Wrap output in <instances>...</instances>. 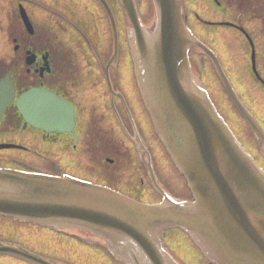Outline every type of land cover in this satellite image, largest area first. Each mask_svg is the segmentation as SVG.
<instances>
[{
    "label": "water",
    "instance_id": "water-1",
    "mask_svg": "<svg viewBox=\"0 0 264 264\" xmlns=\"http://www.w3.org/2000/svg\"><path fill=\"white\" fill-rule=\"evenodd\" d=\"M119 1L131 26L128 40L142 100L194 202L162 192L152 171V182L164 195L161 204L144 205L69 176L0 169V215L89 232L107 241L103 250L118 264H177L164 243L165 232L177 228L188 233L212 264H264V171L219 116L206 88L193 78L191 49L210 56L228 95L264 144L263 131L240 102L217 56L185 27L183 0H153L157 20L152 31L143 27L135 0ZM105 2L117 56L116 23ZM14 100L9 77L0 84V121ZM16 103L31 127L73 134L74 107L55 93L33 89ZM0 254L52 264L13 245L0 243Z\"/></svg>",
    "mask_w": 264,
    "mask_h": 264
},
{
    "label": "rangeland",
    "instance_id": "rangeland-1",
    "mask_svg": "<svg viewBox=\"0 0 264 264\" xmlns=\"http://www.w3.org/2000/svg\"><path fill=\"white\" fill-rule=\"evenodd\" d=\"M137 3L140 17L143 19L144 24L152 25L156 21L155 9L153 8L152 0H137ZM185 5L189 13L193 12L198 14L204 21L216 20L215 15H213L210 11H207L208 6H205L200 2V0H185ZM223 5H225L224 1ZM211 9H213L212 6ZM118 10L121 13L119 8ZM84 11L85 10L81 9V12L84 13ZM202 12L206 13L202 14ZM229 13H232V16H230L228 19L241 24L244 32L248 34V36H250L253 40V44H255L256 47V52L260 57V66L263 68L264 34L262 32L264 29V22L259 20L245 23L244 20L241 21V19H243L242 17L241 19H238L239 14H236L234 10H229ZM103 20L104 18L102 19V14H98L97 19L95 20L98 21L100 25V31H102L104 35L102 37L103 40H100L99 42L97 40L96 43L92 41V44H95V52H97L99 57L97 62L101 66H98V64L93 62L95 61L94 55L96 57V54L90 52L91 50L87 47L86 49L89 53V56L84 58L82 55H80L77 60L81 75H79L78 78V83L80 85L74 90V95L79 94L77 100L80 114L79 123L84 124V122L90 119V117H102L103 129L114 135V137L118 139L120 143H122L123 140L121 141V136L119 135L118 131L114 132L113 130V128L116 126V123H114L113 119L108 116L110 113L105 107L104 96L106 93L104 91L106 89L102 85H99L104 82L106 73L105 66L108 63V60L114 54V42L112 41L110 23H105L107 21ZM118 20L119 26H121V17H118ZM188 27L191 28L196 37H199L205 44H207V46H211L214 49L217 56H219V59H221L222 66L224 67L227 76H229L233 86L236 88L238 95L244 101L246 106H248L251 110L252 102L254 103L255 99L258 98L261 107L264 108V95L260 90H255L251 80L250 48L248 49V47H244L242 42L243 39H241L242 37L238 38L233 35L232 31L229 29L227 30L221 27H201L192 18L188 22ZM205 33H216V38L211 39V44L209 40H207ZM6 35L7 34L5 32H0V57H5L8 53L11 54V49L9 47L8 38ZM60 38L65 40L66 43L69 41L70 45L73 44L71 37L65 35V32L60 33ZM72 48L75 52H78L77 46H72ZM120 51L121 55L119 63L113 70L110 71L114 80V89L116 92H119L120 90L125 99L132 106V110L136 115L138 131L141 133L140 135L143 140L146 141L149 151L151 152V162L154 165V171L157 174L158 182H160V185L163 186V189L168 191L174 198L176 197L182 200H188L191 196V193L187 188L186 181L182 179L178 170H176L175 166L172 164V161H170L167 153L163 150L160 142L154 134L153 129L148 124L149 121H147V116L141 109V105L138 106L136 91L134 90L135 84L132 81L133 71L131 70V61L127 60L128 51L125 47L121 48ZM191 57V60L193 61L192 68L194 73L197 77H202L203 84L207 88L209 96L212 98L214 105L217 107L221 117H224L233 134L238 138L241 145L247 149L249 154L256 160H258V158L261 159V151L259 146H257L255 136H253L249 127L246 126V124L242 121L240 118L241 116L238 115L236 107L233 106L231 100L226 95L223 86L220 85L214 68L208 67L206 64L204 65L205 62L203 57L200 56V54L196 51L191 52ZM94 68H96L95 72L98 74H95L93 71ZM260 114L264 117V111ZM31 151L32 152L29 153V157L26 156V153L23 154V158L27 160L30 168L46 171L51 176L68 175L96 184H101L99 183V180H105V174L95 171L94 168L90 169V172L92 174L95 173L99 180L95 179L94 176L91 175L88 169L90 166L88 157L83 153V151H80V147L76 151L70 152L69 155H65V158L63 159L64 161H60V159L48 156L39 150L33 149ZM64 154L65 152H62L61 156ZM127 165L128 164H124L122 166L121 171L123 172H121L119 177L115 179L114 184H116V187L130 193V195L127 193L123 194L129 195L134 200L136 199L143 204H155L157 199L153 187L143 177L142 173L141 175L144 178L145 183H139V172H137V169H133L132 171V168H128ZM106 168L108 169L110 167L106 166ZM126 168L128 169L123 170ZM38 228L39 227H34L32 225H19L7 218L0 217V241L20 245L24 247V249H43L42 245H39V241L36 239H40L42 242V237L47 235L44 236L42 233H39L40 229ZM187 238L188 237H186V234L179 229L168 230L165 235V242L167 243L169 253H171L178 262H181V264H207V262L204 261L201 252L198 251L195 245L188 241ZM46 242L51 245V249L48 250L53 252V254H57L58 252H60L62 255L66 254V252L58 248V244H55L56 242L58 243V241L54 239H47ZM38 251L44 252L42 254H47L45 251ZM62 257L63 258L59 257V259H62V264L81 263L77 259L70 258L68 256ZM5 258L7 257L0 256V264H19L18 262L11 260L9 261ZM90 264L100 263H98L94 257H91Z\"/></svg>",
    "mask_w": 264,
    "mask_h": 264
},
{
    "label": "flooded vegetation",
    "instance_id": "flooded-vegetation-1",
    "mask_svg": "<svg viewBox=\"0 0 264 264\" xmlns=\"http://www.w3.org/2000/svg\"><path fill=\"white\" fill-rule=\"evenodd\" d=\"M200 1L205 6L208 4L210 5V3H214L218 6L217 10H209L215 15L216 21H204L206 26H212L210 25L211 23H232V25L228 26H219L229 29L236 37L242 36L243 45L245 48H250V54L253 49L256 52L253 40L250 36L245 34L241 24L233 21H226L228 17L232 15L229 13L227 6L223 5V2H220L219 0ZM110 5L115 12L117 5ZM81 9L85 10L84 13L81 12ZM23 12L27 15L31 23L30 25H32L34 29V34L32 35L29 34L24 25L22 16ZM98 13H101L106 17L102 5L98 0H0V31L6 32L8 44L11 49V54L8 53L5 57H0V83L6 78V76H11L14 81L17 97L33 88H45L56 93L66 99L68 103L70 102L74 105L76 109L77 123L74 134L76 137L61 133H45L33 129L32 127H28L23 117H21L22 115L18 112L15 103H13L6 110L0 123V145L12 144L19 147L23 146V148H27L28 151L17 149L0 150L1 168L28 171V163L27 160L23 158V154L26 153V156L29 157V153L32 152L31 150H37L40 144L48 146L49 148L51 146L69 151L77 150L81 144V140H85V125L79 123L80 114L79 105L77 104L79 94L74 95L76 86L73 84V76L75 77L76 70H72L70 43L68 42V47L67 45H63V41L52 39L49 32H55L58 30V32L63 31L67 33L68 27H71L80 35L79 39L74 36H72V39L74 38L75 45L79 48V53L85 57V55H88V52L85 50L86 44L87 47L90 48L89 42L93 41L96 43L97 40L98 42L103 40L102 37L104 35L102 31H100V25L98 21H95ZM45 15H47V18ZM185 17L186 19H189L188 13H185ZM193 19H199L201 21L198 14H194ZM50 23L52 25H50ZM120 34L123 36L122 31ZM205 34L207 40L213 39V36L210 34ZM83 44L85 46H83ZM122 46L125 47L124 43ZM80 49H82V52ZM256 54L257 74L252 70L251 80L255 90H260L264 95V67L261 68L259 54L257 52ZM203 57L209 62L207 57ZM29 59H32L31 63H29ZM105 78L104 82L109 95L105 98V103L111 113L109 117H112L117 125L113 130L118 131L120 135L122 134L125 141L129 142L132 148L136 150V147L132 142L133 139H137L136 137L139 134L136 115L128 101L126 99V101L122 100L121 95L123 94L121 92H116L115 90V93L113 92V94L110 92V85L106 82ZM112 86L114 88V84ZM136 99L138 101L137 94ZM140 105L141 103L138 101V106ZM251 108L253 116H255L258 123L264 129V117L260 114L264 111V108L261 107L258 98L255 99L254 103L252 102ZM130 114L134 123L132 122V119L130 120ZM119 118L123 125L120 124L118 120ZM91 121V119H88L86 124H90ZM27 142L31 144L30 147L24 144ZM259 146L261 148L260 164L264 166V147L261 145ZM109 179V177H106V181ZM160 200L161 198H159L157 202ZM42 232L43 235H47L44 237L45 241H38L45 250L41 248H36V250L29 249L38 255L48 259L57 260L58 262L62 261V259H59V257L63 258L60 254H53V252L48 250L51 249V245L46 242V239L51 237L58 241V243L56 242L55 244H58V248L66 252V254L73 252L69 254V256H66L77 259L81 262L80 264H90L91 257H94V259L100 264H114L101 249L97 246H90L91 243H94L95 239L84 231L77 229H43ZM38 250L45 251L47 254H42L44 252ZM5 259L8 260L11 258ZM11 261L18 262L19 264H29L26 263V261L23 262L17 259Z\"/></svg>",
    "mask_w": 264,
    "mask_h": 264
},
{
    "label": "trees",
    "instance_id": "trees-1",
    "mask_svg": "<svg viewBox=\"0 0 264 264\" xmlns=\"http://www.w3.org/2000/svg\"><path fill=\"white\" fill-rule=\"evenodd\" d=\"M263 1V3H262ZM229 0L231 7L236 10L237 13L245 14L252 19L264 18V8L259 7L258 3L264 4V0ZM90 145L89 154L91 159L95 162H100L103 158L109 157L108 150L112 149L113 143L107 140L103 135L95 137L93 140H88Z\"/></svg>",
    "mask_w": 264,
    "mask_h": 264
}]
</instances>
